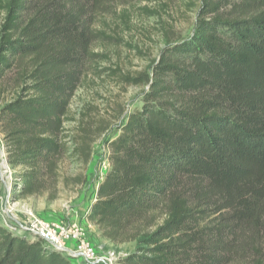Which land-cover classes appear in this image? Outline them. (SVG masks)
<instances>
[{
  "label": "trees",
  "instance_id": "trees-1",
  "mask_svg": "<svg viewBox=\"0 0 264 264\" xmlns=\"http://www.w3.org/2000/svg\"><path fill=\"white\" fill-rule=\"evenodd\" d=\"M114 1L0 0V144L16 200H55L70 155L91 160L100 136L66 125ZM127 82L147 88L143 105L109 143L86 214L102 239L134 244L117 264H264V0H200L191 36ZM0 264L71 262L0 227Z\"/></svg>",
  "mask_w": 264,
  "mask_h": 264
},
{
  "label": "rangeland",
  "instance_id": "rangeland-1",
  "mask_svg": "<svg viewBox=\"0 0 264 264\" xmlns=\"http://www.w3.org/2000/svg\"><path fill=\"white\" fill-rule=\"evenodd\" d=\"M199 7L200 0H115L112 3L110 14L97 21L96 27L106 39L94 46L99 59L76 93L71 104L72 121L66 125L71 136L82 125L100 136L92 148L91 160L83 166L70 155L60 169L62 176L70 181L59 185L55 200L48 201L47 195L16 200L14 173L6 163L0 144V227L9 231L17 222L31 218L75 227L96 248L97 264H117L121 257L134 250V244L116 246L102 239L97 228L87 221L86 214L95 200L98 185L110 169L109 143L119 134L123 122L143 105L147 88L133 86L127 80L150 74L161 50L191 36ZM1 138L0 135V141ZM76 176L85 178L84 185L72 184ZM26 240L32 242L28 237ZM263 246L264 240L257 245ZM251 255L246 253L247 263ZM70 262L84 264L81 259Z\"/></svg>",
  "mask_w": 264,
  "mask_h": 264
},
{
  "label": "built area",
  "instance_id": "built-area-1",
  "mask_svg": "<svg viewBox=\"0 0 264 264\" xmlns=\"http://www.w3.org/2000/svg\"><path fill=\"white\" fill-rule=\"evenodd\" d=\"M10 230L30 238L32 242L41 241L46 247L65 255L69 260L81 259L84 264L99 262L96 258V248L86 241L75 227L31 218L27 222H17ZM72 244L73 248L70 247Z\"/></svg>",
  "mask_w": 264,
  "mask_h": 264
},
{
  "label": "water",
  "instance_id": "water-1",
  "mask_svg": "<svg viewBox=\"0 0 264 264\" xmlns=\"http://www.w3.org/2000/svg\"><path fill=\"white\" fill-rule=\"evenodd\" d=\"M2 157L1 149H0V158Z\"/></svg>",
  "mask_w": 264,
  "mask_h": 264
},
{
  "label": "bare ground",
  "instance_id": "bare-ground-1",
  "mask_svg": "<svg viewBox=\"0 0 264 264\" xmlns=\"http://www.w3.org/2000/svg\"><path fill=\"white\" fill-rule=\"evenodd\" d=\"M1 164L3 165L4 164V161H2Z\"/></svg>",
  "mask_w": 264,
  "mask_h": 264
}]
</instances>
